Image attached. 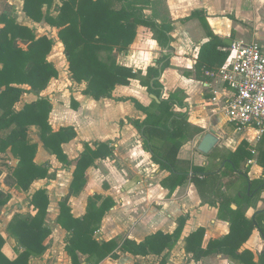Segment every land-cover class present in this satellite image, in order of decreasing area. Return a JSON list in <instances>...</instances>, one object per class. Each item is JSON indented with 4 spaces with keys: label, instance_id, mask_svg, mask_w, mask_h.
<instances>
[{
    "label": "trees",
    "instance_id": "trees-1",
    "mask_svg": "<svg viewBox=\"0 0 264 264\" xmlns=\"http://www.w3.org/2000/svg\"><path fill=\"white\" fill-rule=\"evenodd\" d=\"M24 12L34 23L46 22L59 30L58 37L63 45L71 80L78 85L85 84L82 94L96 101L113 99L119 102L131 101L137 110L145 114L143 121L129 122L138 131L143 148L152 161L161 170L170 173L162 185L172 195L187 179L195 185L203 204L218 210L219 220L230 224V232L219 240H209L204 247L205 229L199 228L185 239V251L196 262L214 254L225 255L239 264H264V247L255 255L242 247L257 231L264 245V208L256 211L251 219L246 218L243 205H250L264 192V177L250 180L243 175L246 188L239 198L227 197L222 193L221 180L217 170L194 166L190 161L179 158L182 147L192 141L200 130L188 123V105L183 91L163 94L160 81L163 72L171 65V44L174 23L160 24L145 15L151 0H21ZM46 9V11H45ZM57 15L53 16L52 11ZM199 19L208 35L209 41L203 44L198 54L194 76L196 80L207 81L209 74H216L227 62L230 52L224 40L215 35L209 27L203 11H194L191 16L181 20L187 22ZM0 153L10 149L13 157L19 161L12 174H3L2 179L10 188L27 191L35 180L54 179L49 175L48 166H37L34 158L38 144L30 137V128L39 127V139L44 148L55 155L65 168L72 161L63 150V145L77 138L72 126L62 127L55 132L49 122L52 105L46 98L26 104L17 111L15 106L25 93L37 96L45 91L52 79L59 77L54 63L48 61L53 50L54 40L43 36L37 38L32 29L20 26L7 16L0 20ZM139 27L149 29L158 46L167 53L157 60L156 66L145 71L127 67L118 62V56L127 55L133 45ZM132 80H138L146 88L153 100L148 107L133 98L113 96L118 86H130ZM212 80V79H211ZM22 86L30 87L27 91ZM74 110L79 105L72 99ZM84 151L76 160L73 182L68 195L60 203L58 224L69 235L65 250L72 264H101L106 259L119 260L120 254L135 257H162L172 250L182 237L189 217L178 219V227L172 234L161 231L145 238L141 242L124 239L104 241L96 238L105 216L115 206L110 197L103 199L96 194L89 198L86 214L75 218L69 206V200L78 196L86 185V173L97 160L107 159L113 154L110 144L84 142ZM250 145L243 141L236 152L223 157L234 172L240 163L252 158ZM257 164L264 168V134L258 146ZM220 155L215 156L219 158ZM9 196L0 191V205L8 203ZM37 214L15 216L8 225V233L22 249L15 260H9L3 253L5 241L0 236V264H29L32 258H40L47 249V241L52 232L45 226L49 199L46 190L36 192L31 201ZM233 204L238 208L233 209ZM79 254L85 257L82 261Z\"/></svg>",
    "mask_w": 264,
    "mask_h": 264
},
{
    "label": "crops",
    "instance_id": "crops-1",
    "mask_svg": "<svg viewBox=\"0 0 264 264\" xmlns=\"http://www.w3.org/2000/svg\"><path fill=\"white\" fill-rule=\"evenodd\" d=\"M55 5H61V2L55 0ZM23 8L24 3L21 0H0V20L3 16L12 18L18 25L32 29L37 38L47 36L43 31L54 30L57 35L53 38L55 45L60 44L64 51L58 38L59 31L46 22L34 23L27 17ZM197 10L204 12L212 32L223 40L229 39L233 43L258 42L264 47V0H151L150 6L145 10L147 17L160 24L174 23V30L171 33L173 37L171 65L160 78L164 87L163 94L183 91L185 103L189 107L188 123L200 130L192 141L182 147L179 158L190 161L197 167L217 170L221 177L218 187L221 186L222 193L227 197L239 198L246 188L243 175H247L252 181L264 177V168L257 164L260 153L258 146L263 134L258 139L254 130H239L233 123L237 130L232 133L227 129L231 133L227 135L224 131L225 125H221L220 122L227 119V126L232 123L224 111L232 90L219 78L210 76L207 81L195 79L193 73L200 48L209 41V38L199 19L184 23L181 20L188 18ZM51 12L53 16L57 15L53 10ZM2 28L3 24L0 22V30ZM49 38L52 39V37ZM163 54L165 50L158 46L152 32L145 27H139L137 37L128 54L121 55L118 62L135 71H145L150 66H156L157 60ZM68 74L70 76L69 72ZM59 76V79H52L48 88L39 96L31 92L25 93L15 108L20 111L26 104L33 103L40 97L48 99L52 105L49 122L53 130L57 132L62 127L72 126L77 132L75 140L63 145L65 154L73 163L65 168L55 155L44 148L39 139V127L30 128V137L38 144L34 163L37 166H48L49 175H54V179L35 180L27 191L10 188L3 183L2 179L0 180V191L9 196L8 203L4 206L0 205V236L5 241L2 253L9 260H15L18 257V251L22 249L8 233V225L15 216L34 217L37 210L31 203L32 197L36 192L46 190L49 207L45 226L49 228L52 235L46 243L47 249L43 256L32 258L29 264H72L71 257L65 250L69 233L58 224L60 203L69 193L74 179L76 160L84 151L83 143L99 142L110 144L113 154L107 159L97 160L88 169L84 190L80 195L73 196L69 200V206L75 218H82L86 214L88 200L96 194L103 199L110 197L113 200L115 206L105 216L101 229L96 233L97 239L119 242L121 236L127 235V238L141 242L159 231L166 234L174 233L178 227V219L189 217L179 242L162 257L167 255L168 261L180 251L186 258L185 264H239L221 254H214L196 262L190 254L186 253L185 239L199 228H204L206 231L205 247L209 240H219L227 236L230 232V224L218 219L216 208L202 203L190 179L169 195V190L162 185V182L170 176V173L161 170L152 161L151 155L143 148V141L138 131L129 122V120L143 121L145 114L137 110L131 101L119 102L113 99L96 101L82 94L85 84H75L70 78L67 80L68 84H65L61 80L62 76L60 74ZM22 88L30 90L28 86H22ZM1 91L2 89L0 93ZM113 96L116 99L133 98L146 107L150 106L154 100L138 80H132L130 86H118ZM66 97L69 98L68 102ZM23 98L24 103H21ZM72 99L79 105L77 110L71 108ZM217 110L221 111V121H219L220 118L218 119L220 116L215 114ZM212 131L219 137V145L209 154H203L198 150V138ZM3 135L4 133L0 132V136ZM243 141L249 143L252 158L240 163L239 169L234 172L229 164L222 160L226 154L236 152ZM217 155H220L219 158H215ZM18 164L19 161L13 157L10 149L0 153V170L3 174H12ZM103 182H107L105 189H103ZM237 208L233 204V209ZM263 208L264 192L250 205H243L248 219ZM60 246L63 247L61 252ZM263 247V241L255 231L242 250L248 249L253 252L255 261H258L259 252ZM79 257L82 261L85 260L81 254ZM162 257L154 255L135 257L123 254L120 259L144 264L146 260ZM101 264H107V259Z\"/></svg>",
    "mask_w": 264,
    "mask_h": 264
},
{
    "label": "built area",
    "instance_id": "built-area-1",
    "mask_svg": "<svg viewBox=\"0 0 264 264\" xmlns=\"http://www.w3.org/2000/svg\"><path fill=\"white\" fill-rule=\"evenodd\" d=\"M229 58L212 78H219L232 90L224 111L239 130L264 134V47L258 42H234ZM167 53V51H165Z\"/></svg>",
    "mask_w": 264,
    "mask_h": 264
},
{
    "label": "rangeland",
    "instance_id": "rangeland-1",
    "mask_svg": "<svg viewBox=\"0 0 264 264\" xmlns=\"http://www.w3.org/2000/svg\"><path fill=\"white\" fill-rule=\"evenodd\" d=\"M43 32L46 33L45 35H47L48 38L52 37V39H53V38H56V36H57L55 31L51 30V29H48L47 31H43ZM54 45H55V41H54ZM63 52L64 51H62V46L60 44H56L48 61L55 64L59 74L62 76L61 80L64 81L65 84H68L67 80H68V78H70V80H71V76H69V74H68V72H69L68 63L66 61V57H65ZM115 55L117 56V58L119 60L120 56H118L117 53H115ZM59 78H60V76H59ZM59 78H57V79H59ZM68 101H69V98L66 97V102H68ZM21 103H24V98L22 99ZM71 103H72V101H71ZM61 104H63V102H61ZM71 108L73 109L72 106H71ZM215 114L220 116V117H218V116L217 117H218V119L220 118L219 121H221V117H222L221 111L217 110ZM220 123H221V125L222 124L225 125L224 131L227 133V135H231V133L228 130H230L232 133L234 132V130H237V128L235 127V125L233 123H231L232 125L230 124L229 126L226 125V123L228 124L227 119H223ZM249 134H250V132H249ZM94 183L96 184V182H94ZM103 185H104L103 189H105L106 188L105 186H107V182H103ZM125 238L127 239V235L121 236L119 242H121ZM64 241L65 240H63V244H65ZM62 249H63V247L60 246V252L62 251ZM121 255H123V254H120V257H121ZM166 257H167V255L165 257H162L161 259H153V260L149 259V260H146L144 262V264H168V262H169V264H185L184 261L186 260V258H184V255L180 251H178L177 255H173L172 257H170V259L168 261L166 260ZM107 264H138V263L131 262L130 260H127V259H122V260L120 259L119 261L107 259Z\"/></svg>",
    "mask_w": 264,
    "mask_h": 264
},
{
    "label": "water",
    "instance_id": "water-1",
    "mask_svg": "<svg viewBox=\"0 0 264 264\" xmlns=\"http://www.w3.org/2000/svg\"><path fill=\"white\" fill-rule=\"evenodd\" d=\"M224 43L231 47L233 45V41L229 39H225ZM151 97L159 101L154 95H151ZM219 137L216 136L215 132H210L206 135L199 136L198 138V150L203 154H209L214 148H216L219 145Z\"/></svg>",
    "mask_w": 264,
    "mask_h": 264
}]
</instances>
